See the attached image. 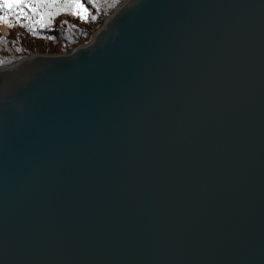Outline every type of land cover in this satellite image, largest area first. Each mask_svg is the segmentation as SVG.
I'll list each match as a JSON object with an SVG mask.
<instances>
[{"label":"water","instance_id":"95a60500","mask_svg":"<svg viewBox=\"0 0 264 264\" xmlns=\"http://www.w3.org/2000/svg\"><path fill=\"white\" fill-rule=\"evenodd\" d=\"M0 264H264V0H121L0 64Z\"/></svg>","mask_w":264,"mask_h":264},{"label":"trees","instance_id":"16d2710c","mask_svg":"<svg viewBox=\"0 0 264 264\" xmlns=\"http://www.w3.org/2000/svg\"><path fill=\"white\" fill-rule=\"evenodd\" d=\"M119 1L79 0V9L74 6L76 0H25L28 7L13 9L8 15L0 8V17L8 21L0 20V64L35 51L69 50L87 39ZM35 4L40 7L33 8ZM2 24L7 32L1 30Z\"/></svg>","mask_w":264,"mask_h":264},{"label":"snow or ice","instance_id":"6c2138e0","mask_svg":"<svg viewBox=\"0 0 264 264\" xmlns=\"http://www.w3.org/2000/svg\"><path fill=\"white\" fill-rule=\"evenodd\" d=\"M74 6L76 8L82 9V5L79 3V0H76ZM26 7H28V5L25 3V0H0V8H3L5 10V15L11 14L13 9H24ZM32 7L38 8L40 7V5L35 4ZM81 18H84L83 15H81ZM92 19H95V17H92ZM0 20H4V23L6 24L8 23V21L5 20L4 17H0ZM8 26L11 27V24H9Z\"/></svg>","mask_w":264,"mask_h":264},{"label":"rangeland","instance_id":"374dc122","mask_svg":"<svg viewBox=\"0 0 264 264\" xmlns=\"http://www.w3.org/2000/svg\"><path fill=\"white\" fill-rule=\"evenodd\" d=\"M99 25H97L95 28H97ZM94 28V29H95ZM1 30H3L4 32H7V27H6V25H1ZM92 33V32H91ZM90 36H91V34L89 35V37L87 38V39H85L84 41H88L89 40V38H90ZM83 41V42H84ZM82 43V42H81ZM70 50V49H69ZM66 51H68V50H61V49H58L57 51H53V50H48V51H35V52H43V53H60V52H66Z\"/></svg>","mask_w":264,"mask_h":264}]
</instances>
